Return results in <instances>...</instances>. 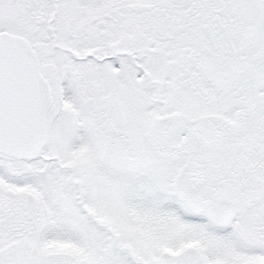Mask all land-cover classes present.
I'll return each instance as SVG.
<instances>
[{
    "label": "snow or ice",
    "instance_id": "obj_1",
    "mask_svg": "<svg viewBox=\"0 0 264 264\" xmlns=\"http://www.w3.org/2000/svg\"><path fill=\"white\" fill-rule=\"evenodd\" d=\"M0 264H264V0H0Z\"/></svg>",
    "mask_w": 264,
    "mask_h": 264
}]
</instances>
